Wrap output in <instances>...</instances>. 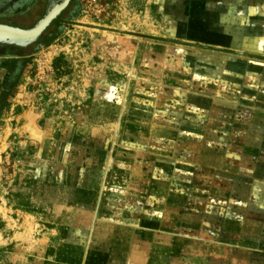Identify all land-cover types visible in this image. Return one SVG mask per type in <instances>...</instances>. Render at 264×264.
<instances>
[{"label":"crops","instance_id":"obj_1","mask_svg":"<svg viewBox=\"0 0 264 264\" xmlns=\"http://www.w3.org/2000/svg\"><path fill=\"white\" fill-rule=\"evenodd\" d=\"M215 8L218 34L150 74L125 117L62 118L36 141L32 207L70 250L52 264H264V0Z\"/></svg>","mask_w":264,"mask_h":264},{"label":"rangeland","instance_id":"obj_2","mask_svg":"<svg viewBox=\"0 0 264 264\" xmlns=\"http://www.w3.org/2000/svg\"><path fill=\"white\" fill-rule=\"evenodd\" d=\"M12 1L2 4L1 11L10 12L0 16V23L22 28L34 26L48 3L23 0L13 8ZM239 4L71 0L35 42L0 46V264H52L55 257L70 255L58 239L44 237L47 229L32 207L35 157L41 147L36 141L62 118L68 123L103 119L107 130V123L127 115L131 101L143 99L140 88L153 81L149 76L175 70V56L189 60L198 55V41L218 34L214 28L222 27L211 13L215 7ZM152 43L165 47L164 52L152 51L168 56L167 66L147 62L144 55ZM87 129L72 126L68 133L95 137V127Z\"/></svg>","mask_w":264,"mask_h":264},{"label":"water","instance_id":"obj_3","mask_svg":"<svg viewBox=\"0 0 264 264\" xmlns=\"http://www.w3.org/2000/svg\"><path fill=\"white\" fill-rule=\"evenodd\" d=\"M71 0H48L45 14L30 28L0 23V46L25 47L35 42L54 19L65 10Z\"/></svg>","mask_w":264,"mask_h":264}]
</instances>
